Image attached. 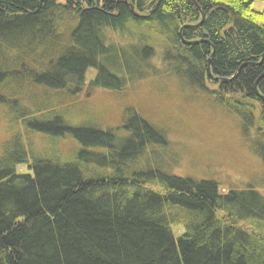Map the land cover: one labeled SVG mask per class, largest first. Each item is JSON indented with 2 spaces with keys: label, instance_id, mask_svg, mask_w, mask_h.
Here are the masks:
<instances>
[{
  "label": "trees",
  "instance_id": "trees-1",
  "mask_svg": "<svg viewBox=\"0 0 264 264\" xmlns=\"http://www.w3.org/2000/svg\"><path fill=\"white\" fill-rule=\"evenodd\" d=\"M254 1L0 0V264H264L256 184L175 176L173 142L140 109L107 126L80 100L162 70L235 114L264 167Z\"/></svg>",
  "mask_w": 264,
  "mask_h": 264
},
{
  "label": "rangeland",
  "instance_id": "rangeland-1",
  "mask_svg": "<svg viewBox=\"0 0 264 264\" xmlns=\"http://www.w3.org/2000/svg\"><path fill=\"white\" fill-rule=\"evenodd\" d=\"M252 9L264 10V1L255 0ZM155 62L158 64L157 60ZM158 76L141 81L136 89L127 88L118 98L98 92L89 95L85 101L82 97L80 100L89 111L91 108L99 112L94 115V121L107 126H113L117 121V111L124 103L140 109L147 120L173 142V175L214 180L222 194L256 184L252 187L264 195L261 187L264 167L254 153V140L250 143L241 138L238 117L217 103L213 96L183 88L186 86L162 70L158 71ZM162 82L170 86L162 88ZM17 170L22 173L27 167L20 165Z\"/></svg>",
  "mask_w": 264,
  "mask_h": 264
},
{
  "label": "water",
  "instance_id": "water-1",
  "mask_svg": "<svg viewBox=\"0 0 264 264\" xmlns=\"http://www.w3.org/2000/svg\"><path fill=\"white\" fill-rule=\"evenodd\" d=\"M192 1H193V0H192ZM194 4L196 5L195 2H194ZM196 7H197V5H196ZM203 20H204V14L201 12V21L199 22V24H197L196 26H185V27H183L181 30H183V29H185V28H197V27H199V26L202 24ZM203 43H206V42L203 41V40H198V41H196V42H185V41L182 40V44H183V45H186V46H192V45L203 44ZM209 62H210V60L207 61V65H208V67H207V75H208V76H209L214 82H220V79H217V78H213V77H212V75H211V73H210V69H209ZM263 76H264V73H263V75H262L261 77H263ZM229 81H230V80H229ZM223 82H224V81H223ZM256 85H257V82L255 83V86H254L255 93H256V95L260 98V100H262V101L264 102V98L261 97V96L257 93Z\"/></svg>",
  "mask_w": 264,
  "mask_h": 264
}]
</instances>
